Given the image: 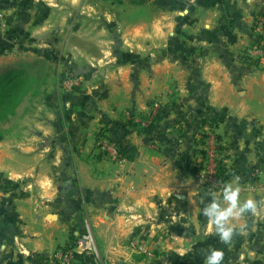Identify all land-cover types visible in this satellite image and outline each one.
<instances>
[{"label":"crops","instance_id":"crops-1","mask_svg":"<svg viewBox=\"0 0 264 264\" xmlns=\"http://www.w3.org/2000/svg\"><path fill=\"white\" fill-rule=\"evenodd\" d=\"M263 20L264 0H0V57L45 69L47 95L0 139V264H56L85 224L105 264H174L206 242L264 264V54L247 55ZM154 100L148 140L132 118ZM102 132L134 157L103 158ZM219 163L258 202L228 245L201 214Z\"/></svg>","mask_w":264,"mask_h":264},{"label":"rangeland","instance_id":"rangeland-1","mask_svg":"<svg viewBox=\"0 0 264 264\" xmlns=\"http://www.w3.org/2000/svg\"><path fill=\"white\" fill-rule=\"evenodd\" d=\"M114 2H119L120 0H113ZM9 30H7L6 25L3 24V22L0 21V34L1 33H5L8 34ZM12 59L10 58H3L0 57V81L4 80V79H12L14 76H18V74L20 72H22V74L19 76V80H20V86H19V91L17 92V94L15 95V103L13 105V111H11L12 113L10 115H8V117L4 120H0V131L1 133H4L6 131V129L8 128V126H10L12 124V122H14L18 116H20L21 113H27V111L32 107V102H40V100L46 99L47 95L46 94H39L38 92H35L36 89H39L41 87V85L44 84V81H46V77L45 74H43V70L45 69H41L42 71L40 72V74H38L37 76H30V73H26L25 71H16L13 72V69H11V65L12 63ZM45 68V66H42ZM39 87V88H38ZM154 102H157V100H154L152 102V104ZM152 104L150 105V109H149V113L147 114L146 117L143 116H137L136 120L135 117H133V121L136 123H141L142 121H146L149 120V122L147 123L150 124L152 122H154L155 118L160 114V112H162L161 106L157 109H153ZM161 105V104H160ZM162 115V114H161ZM160 115V116H161ZM146 125V126H147ZM146 126L141 127L140 124V128H145ZM223 178L217 176L216 182L217 186L216 189L218 190V192H220V188H222L223 186ZM205 185L210 186L211 184V180H203ZM210 248H215V244H212L211 242H206L203 244L202 246V250H199L198 252V259L201 260V264H205L204 261V257L206 252L210 249ZM218 248V247H216ZM218 249H222L224 251V261L223 264H238V263H234V259L236 258V256L233 255V249H231L229 246H223L220 247ZM194 251H190L180 257H178L176 263L174 264H194L192 261V258H194L195 254L193 253ZM100 255V254H99ZM102 264H105V262H103L102 258L100 257ZM238 260V259H237ZM237 262V261H236ZM248 264H252V262H249Z\"/></svg>","mask_w":264,"mask_h":264},{"label":"clouds","instance_id":"clouds-1","mask_svg":"<svg viewBox=\"0 0 264 264\" xmlns=\"http://www.w3.org/2000/svg\"><path fill=\"white\" fill-rule=\"evenodd\" d=\"M258 202L253 199L241 200V189L238 179L235 183H225L219 195L213 194L201 209V214L210 223L209 234L214 232L219 240L228 245L233 237L238 234H246L247 224H241L237 229L234 221L257 210ZM205 264H223L224 251L218 248H210L204 257Z\"/></svg>","mask_w":264,"mask_h":264},{"label":"built area","instance_id":"built-area-1","mask_svg":"<svg viewBox=\"0 0 264 264\" xmlns=\"http://www.w3.org/2000/svg\"><path fill=\"white\" fill-rule=\"evenodd\" d=\"M262 54H264V50L261 48V46L257 45L247 51V55L253 60H257L259 63L262 61ZM81 82L82 77L70 76L64 79L63 87L65 89H70ZM152 106L155 110L160 107V103L154 102ZM148 122L149 120L142 121L140 123L141 127L146 126ZM96 149L102 155V157L108 161L116 163H123L126 161V156L122 154L120 147L110 139L106 138V134L104 132L99 135L96 141ZM216 171L217 169L214 171L215 179H217ZM205 179L209 180L210 177L207 176ZM74 253L90 255L91 261L85 262V260H77L74 256ZM54 260L56 264H102L89 224H85L83 226L82 231L76 239L75 246L69 249H61L55 254Z\"/></svg>","mask_w":264,"mask_h":264},{"label":"trees","instance_id":"trees-1","mask_svg":"<svg viewBox=\"0 0 264 264\" xmlns=\"http://www.w3.org/2000/svg\"><path fill=\"white\" fill-rule=\"evenodd\" d=\"M262 15V14H261ZM22 74L20 72L18 76H14L12 79H4L0 81V120H4L10 115L13 111V105L15 103V95L17 92L20 90V80L19 76ZM160 114L155 118L154 122L150 123L147 127L143 128L141 131H144V134L146 135V138L148 140L153 139V130L157 127V123L160 119ZM2 138V133L0 131V139ZM120 150L122 154H124L127 158L131 159L134 157V152L131 149L127 148H121ZM217 176L222 177L224 174L223 167L219 163L217 166V171H216ZM75 246V243L69 244L66 246V249L73 248ZM195 254L194 258H192V261L194 264H201V260L198 259V251L193 252ZM74 256L77 260H85V262H90L91 261V256L90 255H85V254H80V253H74Z\"/></svg>","mask_w":264,"mask_h":264}]
</instances>
